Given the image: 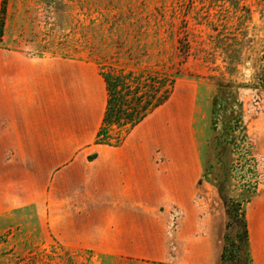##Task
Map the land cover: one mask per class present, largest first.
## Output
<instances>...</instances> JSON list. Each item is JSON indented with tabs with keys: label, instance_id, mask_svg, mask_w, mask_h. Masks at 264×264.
Instances as JSON below:
<instances>
[{
	"label": "rangeland",
	"instance_id": "rangeland-1",
	"mask_svg": "<svg viewBox=\"0 0 264 264\" xmlns=\"http://www.w3.org/2000/svg\"><path fill=\"white\" fill-rule=\"evenodd\" d=\"M0 46L92 71L99 105L108 74H130L134 88L150 90L152 103L166 83L167 104L193 114L205 175L197 210L224 217L225 203L242 202L255 253L264 258L252 236L264 227V0H2ZM109 116L95 139L99 146H119L131 131ZM49 190L40 214L30 206L0 221V264H170L73 234L80 217L59 202L64 192L79 201V189ZM236 214L228 232L240 248L226 264H254L251 247L250 262L238 242Z\"/></svg>",
	"mask_w": 264,
	"mask_h": 264
},
{
	"label": "crops",
	"instance_id": "crops-1",
	"mask_svg": "<svg viewBox=\"0 0 264 264\" xmlns=\"http://www.w3.org/2000/svg\"><path fill=\"white\" fill-rule=\"evenodd\" d=\"M96 77L0 46V221L30 206L40 214L49 189L74 188L79 201L64 192L59 202L80 217L73 234L154 261L221 264L226 213L200 214L194 202L205 175L191 108L168 99L119 146H99L107 91L102 78L99 105ZM250 247L254 264H264L252 237Z\"/></svg>",
	"mask_w": 264,
	"mask_h": 264
},
{
	"label": "trees",
	"instance_id": "trees-1",
	"mask_svg": "<svg viewBox=\"0 0 264 264\" xmlns=\"http://www.w3.org/2000/svg\"><path fill=\"white\" fill-rule=\"evenodd\" d=\"M132 76L130 74H108L104 77L107 91V108L105 110V121L108 122L109 115H115V120L118 124L130 126L131 130L145 117H147L154 109L164 104L169 98L167 84L161 82L159 85L160 95L154 103L150 100L149 89L140 91L142 88L132 86ZM142 92V94H140ZM220 197L224 200L221 188L216 184ZM225 201V200H224ZM243 203H233L228 207L225 203L226 213V232L224 235V247L221 254V264H226L228 260L234 259V254L239 250L237 249L234 237H231L228 230H230L231 212L235 211L236 219L240 226V231L237 234L238 242L241 248L246 253L251 262L250 256V233L248 220L243 208Z\"/></svg>",
	"mask_w": 264,
	"mask_h": 264
},
{
	"label": "bare ground",
	"instance_id": "bare-ground-1",
	"mask_svg": "<svg viewBox=\"0 0 264 264\" xmlns=\"http://www.w3.org/2000/svg\"><path fill=\"white\" fill-rule=\"evenodd\" d=\"M252 236L258 248L264 249V227L263 225L256 230L253 228Z\"/></svg>",
	"mask_w": 264,
	"mask_h": 264
}]
</instances>
